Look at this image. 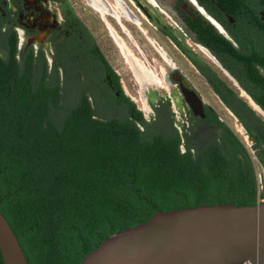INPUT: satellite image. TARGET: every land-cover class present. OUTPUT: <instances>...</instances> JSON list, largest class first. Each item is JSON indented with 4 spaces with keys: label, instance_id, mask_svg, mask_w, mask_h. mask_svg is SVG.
<instances>
[{
    "label": "trees",
    "instance_id": "trees-1",
    "mask_svg": "<svg viewBox=\"0 0 264 264\" xmlns=\"http://www.w3.org/2000/svg\"><path fill=\"white\" fill-rule=\"evenodd\" d=\"M197 32L236 65L231 70L247 68L250 94L264 110L257 68L264 57L240 53L210 24ZM81 36L75 48L55 50L49 65L0 26V212L27 264H80L110 234L159 210L263 198L255 166L264 177V119L244 99L204 70L257 161L210 107L204 128L178 127L169 100L146 120L84 25Z\"/></svg>",
    "mask_w": 264,
    "mask_h": 264
},
{
    "label": "flooded vegetation",
    "instance_id": "flooded-vegetation-1",
    "mask_svg": "<svg viewBox=\"0 0 264 264\" xmlns=\"http://www.w3.org/2000/svg\"><path fill=\"white\" fill-rule=\"evenodd\" d=\"M128 4L136 10L137 15L130 10ZM90 6L98 14L100 13V16L106 12L110 14L109 16L115 20L116 25L125 32H128L123 23L126 20L137 24L145 33L139 17L151 21L187 58L190 66L200 75L214 95L220 98L206 77L204 70L214 74L217 80L223 82L225 87L233 91L238 97L245 99L247 96L252 100L254 99L250 94L252 88H249V84L246 82L248 81L245 77L247 68L243 66V71L239 68L231 70L230 66L236 65L231 61L221 60L216 55L214 48L202 42L198 37L197 28L210 24L216 34L229 41L240 53L246 52V55L256 53L263 58L264 0H114V3L112 0H90ZM160 14H165L175 24L177 30L171 29L169 23H163ZM102 20L106 25L109 23L107 18H102ZM82 25L84 24L77 18L75 10L68 0H0V26L3 29L8 28L15 31L18 49L31 50L34 54L42 51L49 65L52 63L55 50L75 48L76 43L81 42ZM110 25L112 26V24ZM88 32L93 37L89 30ZM179 35L197 46L198 50L215 65L216 69L228 81L220 76L207 59L188 49L178 37ZM176 42H179L183 48L178 46ZM201 49L205 50L208 55L210 54L215 61L203 53ZM257 68L259 73L264 76V66L258 65ZM170 69L169 74L166 73L168 87L177 88L173 93H176L181 99L183 107L192 115L185 98L193 92L202 98L203 111L206 116V111L210 106L204 102L201 90L178 67L175 66ZM109 86L111 89L113 88L111 82H109ZM257 94H260V91H257ZM116 96H119V93L116 92ZM148 98L147 102L149 100L148 103L153 109L159 105V102L170 100L169 98H162L154 104L151 100L152 97L148 96ZM220 102L232 114L221 101V98ZM254 103L257 104L255 101ZM176 104L180 110V103L176 101ZM192 117L201 122L205 119L193 115ZM204 124L208 125L207 123Z\"/></svg>",
    "mask_w": 264,
    "mask_h": 264
},
{
    "label": "water",
    "instance_id": "water-1",
    "mask_svg": "<svg viewBox=\"0 0 264 264\" xmlns=\"http://www.w3.org/2000/svg\"><path fill=\"white\" fill-rule=\"evenodd\" d=\"M185 102L194 117L205 118L200 96L191 92ZM21 250L0 212L2 264H27ZM80 264H264V200L159 210L145 223L110 234Z\"/></svg>",
    "mask_w": 264,
    "mask_h": 264
},
{
    "label": "rangeland",
    "instance_id": "rangeland-1",
    "mask_svg": "<svg viewBox=\"0 0 264 264\" xmlns=\"http://www.w3.org/2000/svg\"><path fill=\"white\" fill-rule=\"evenodd\" d=\"M68 2L73 6L77 18L93 35L94 40L99 46V49H101L100 51L107 59L111 67L114 69L116 75L119 77V82L123 93L128 98H131V100L135 103L137 109L143 113V116L146 120L151 118V116L155 114V111L150 103H148L149 109L147 111L143 109V99H146L147 102V99H149L148 96H151V100L154 104L159 102V100L162 98L170 99V108L172 113L174 114V120L178 127L183 125L185 126V128L190 129L191 127L197 126H202V128L209 126L205 125L204 123L202 124L199 119H194L192 115L189 114L187 109L183 107L181 99L176 95V93H173V91L177 90L176 87L170 86V88L168 87V89L165 90L162 87L148 86L146 87V89H143L144 91L140 89V86L138 85L134 74L132 73L126 61L124 53L120 50V48H118L119 43L111 36L110 30L106 23L103 22L102 18H107L108 22L112 24L119 38L122 39L123 42L129 48H131V50L135 52V54L139 58L144 56V61H147L148 65L152 67L157 74L161 75L162 68H164L167 74H169L171 70L170 68H174L175 66L182 70L183 73L188 76L201 90L204 102L212 107V109L218 115L219 119L227 124L241 138L248 151L250 152L252 158H254V150L252 148L251 140L246 135L244 128L238 123L235 116L224 108V106L220 102V98H218L216 95H214L213 92L210 91L209 87L205 84L200 75L195 72L194 69L190 66L187 58L179 51L177 47L174 46V44L166 36H164L162 32H160V30L154 25V23L147 19H142L139 17L142 22L141 27L146 31L145 33L137 24L125 19L126 21L123 20V23L128 29V32H125L121 29V27L116 25L115 20L110 17V14H107V12L106 14H102L100 16V13L98 14L95 9L90 6V0H68ZM112 2L114 3V0H112ZM128 6L135 15L138 14L131 5L128 4ZM160 18L163 23H169L171 25V29L177 30L175 24H173V22L168 17H166L165 14H160ZM178 37L183 41L188 49H190L191 51L193 50L194 54H198L199 56L204 57L215 67V65L198 50L197 46H194L192 42H190L186 38H182L180 35ZM158 47L167 54V56L171 59L170 61H166L162 57L161 53L158 51ZM202 51L215 61V59L210 54L208 55L205 50ZM141 54H143V56ZM219 74L222 78H224L220 72ZM224 79L227 80L226 78ZM245 99L246 102H248L257 113H259V110H257V108L254 106L251 100L248 99L247 96H245ZM176 101L180 103V110L177 108ZM261 116L264 119V115L261 114Z\"/></svg>",
    "mask_w": 264,
    "mask_h": 264
},
{
    "label": "bare ground",
    "instance_id": "bare-ground-1",
    "mask_svg": "<svg viewBox=\"0 0 264 264\" xmlns=\"http://www.w3.org/2000/svg\"><path fill=\"white\" fill-rule=\"evenodd\" d=\"M118 7V6H117ZM108 28L111 32V36L119 43L120 50L124 53L126 61L134 74V77L140 86V89H146L148 86H155V87H162L165 90L168 89V83L166 81V71L164 68L161 69V75L157 74L155 70L150 67L147 63V61H144L143 54H141L143 57H138L135 52H133L124 42L122 39L119 38V36L116 34V32L113 30L112 26L107 23ZM158 51L161 53L162 57L166 61H170L171 59L167 56V54L159 49ZM145 58V57H144ZM174 67V65H173ZM144 91V90H143ZM143 94V93H142ZM250 99V97H248ZM251 102L254 104V106L257 108V110L260 111V109L257 107V105L253 102L252 99H250ZM144 102V110L147 111L149 109L148 102H146V99H143ZM247 140V139H246Z\"/></svg>",
    "mask_w": 264,
    "mask_h": 264
},
{
    "label": "built area",
    "instance_id": "built-area-1",
    "mask_svg": "<svg viewBox=\"0 0 264 264\" xmlns=\"http://www.w3.org/2000/svg\"><path fill=\"white\" fill-rule=\"evenodd\" d=\"M253 160L255 159V161H257V158L254 155V158H252ZM255 175H256V183H257V189L258 192H260L262 190L263 194H264V177H263V168L262 166L258 163L257 161V165L255 166ZM264 200V195L263 198L259 199V201H263Z\"/></svg>",
    "mask_w": 264,
    "mask_h": 264
},
{
    "label": "crops",
    "instance_id": "crops-1",
    "mask_svg": "<svg viewBox=\"0 0 264 264\" xmlns=\"http://www.w3.org/2000/svg\"><path fill=\"white\" fill-rule=\"evenodd\" d=\"M243 99V98H242ZM244 101L246 102V99H244ZM254 102V101H253ZM246 103H248V102H246ZM249 104V103H248ZM250 105V104H249ZM251 106V105H250ZM253 108V107H252ZM233 114V113H232ZM259 114V113H258ZM261 115V114H260ZM238 121V120H237Z\"/></svg>",
    "mask_w": 264,
    "mask_h": 264
}]
</instances>
